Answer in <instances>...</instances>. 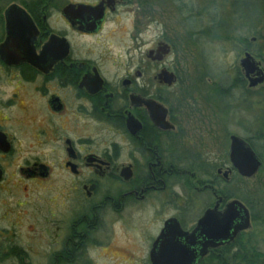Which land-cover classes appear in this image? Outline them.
<instances>
[{"label":"flooded vegetation","instance_id":"1","mask_svg":"<svg viewBox=\"0 0 264 264\" xmlns=\"http://www.w3.org/2000/svg\"><path fill=\"white\" fill-rule=\"evenodd\" d=\"M153 1L0 0V264H253L240 255L259 249L237 224L224 242L200 224L239 200L222 188L241 176L230 147L223 164L187 147L215 145L193 134L214 116L190 98L175 116L163 96L179 81L158 73L174 45L164 36L145 57L121 55L128 15H141L135 42ZM241 72L249 91L264 85Z\"/></svg>","mask_w":264,"mask_h":264},{"label":"rangeland","instance_id":"2","mask_svg":"<svg viewBox=\"0 0 264 264\" xmlns=\"http://www.w3.org/2000/svg\"><path fill=\"white\" fill-rule=\"evenodd\" d=\"M152 5L149 26L135 42L127 29L141 15L138 10L128 15L121 55L125 63L140 54L145 57L147 49L164 36L174 45L163 66L158 65V73L165 67L178 75L179 81L163 96L173 100L175 116L188 115L185 101L189 98L194 107L214 116L210 126L193 134L210 131L215 145L188 137L190 152L211 160L221 158L223 164L230 135L253 140L263 161L261 170L252 179H237L232 187L223 185L222 189L230 191L234 185L237 199L251 209L254 221L244 242L264 252V85L249 91L247 85L238 83L243 77L239 61L246 50L261 61L262 56L255 55L259 50L264 59V0H156ZM142 21L145 25L147 19ZM252 39L256 41L251 43Z\"/></svg>","mask_w":264,"mask_h":264},{"label":"water","instance_id":"3","mask_svg":"<svg viewBox=\"0 0 264 264\" xmlns=\"http://www.w3.org/2000/svg\"><path fill=\"white\" fill-rule=\"evenodd\" d=\"M253 41H256L253 39ZM162 55L157 59L161 61L163 56L170 53L168 48L162 50ZM240 68L249 81V88H257L264 84V71L260 68V63L247 52L241 59ZM251 76H254L252 78ZM159 79L167 86H173L176 83V76L166 70H163L159 74ZM155 114V113H154ZM167 110L160 104H158L157 110V122L159 127L165 122ZM167 129H174L169 125ZM230 162L233 167L238 171L241 178L252 179L256 176L262 168L263 162L257 155L255 150L250 146L249 142L245 139L231 135L230 137ZM225 177L228 178V173H225ZM202 226L210 228L212 237L216 236L219 241H227L231 236V231L235 226V235H239L243 232H248L251 227V213L248 207L239 200H232L229 202L222 212L221 216L216 213L215 210H210L206 213L205 217L200 222ZM234 235V236H235Z\"/></svg>","mask_w":264,"mask_h":264},{"label":"trees","instance_id":"4","mask_svg":"<svg viewBox=\"0 0 264 264\" xmlns=\"http://www.w3.org/2000/svg\"><path fill=\"white\" fill-rule=\"evenodd\" d=\"M258 16H262V15H258ZM249 46H250V44H249ZM255 55L256 56H258V57H261L262 56V60L261 61H263L264 62V59H263V55H261V51H259L258 50V52H255ZM238 83H239V85H243V83H241L242 81H241V79H238ZM249 142H250V145H252V147L255 149V151H256V145H255V143L253 142V140H251V138L249 139ZM239 180H241V181H243L240 177H239ZM229 191V190H228ZM227 194V196L229 197L230 195H229V193L227 192L226 193ZM240 258L243 260V261H245V260H247V261H253V264H262V262L264 261V256L263 255H261L258 251H256V250H254L251 254H250V256H248V257H245V255H240Z\"/></svg>","mask_w":264,"mask_h":264},{"label":"bare ground","instance_id":"5","mask_svg":"<svg viewBox=\"0 0 264 264\" xmlns=\"http://www.w3.org/2000/svg\"><path fill=\"white\" fill-rule=\"evenodd\" d=\"M230 137H231V135H230ZM230 137H229V138H230ZM229 142H230V139H229Z\"/></svg>","mask_w":264,"mask_h":264}]
</instances>
